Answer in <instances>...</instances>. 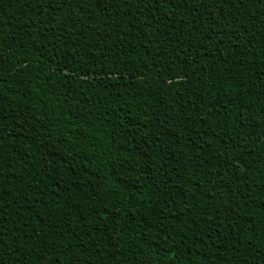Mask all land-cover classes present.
<instances>
[{
    "label": "trees",
    "instance_id": "16d2710c",
    "mask_svg": "<svg viewBox=\"0 0 264 264\" xmlns=\"http://www.w3.org/2000/svg\"><path fill=\"white\" fill-rule=\"evenodd\" d=\"M0 264H264V0H0Z\"/></svg>",
    "mask_w": 264,
    "mask_h": 264
}]
</instances>
